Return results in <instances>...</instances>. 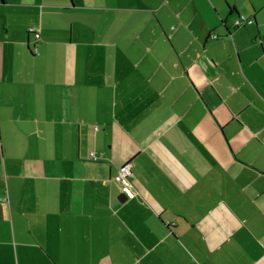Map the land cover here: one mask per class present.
<instances>
[{
  "label": "crops",
  "instance_id": "obj_1",
  "mask_svg": "<svg viewBox=\"0 0 264 264\" xmlns=\"http://www.w3.org/2000/svg\"><path fill=\"white\" fill-rule=\"evenodd\" d=\"M0 264H264V0H0Z\"/></svg>",
  "mask_w": 264,
  "mask_h": 264
},
{
  "label": "built area",
  "instance_id": "obj_2",
  "mask_svg": "<svg viewBox=\"0 0 264 264\" xmlns=\"http://www.w3.org/2000/svg\"><path fill=\"white\" fill-rule=\"evenodd\" d=\"M253 19L247 18L245 15H240V17L235 21L237 26L244 25L245 23H252ZM31 31L34 32L36 37H40V32L39 30L35 28H31ZM217 35H214L216 37ZM91 157L95 160H98L101 156L102 153H97L96 151H91ZM119 181L124 189H129L132 186L133 178H134V172L132 171V166L131 162H126L122 164L119 168Z\"/></svg>",
  "mask_w": 264,
  "mask_h": 264
}]
</instances>
